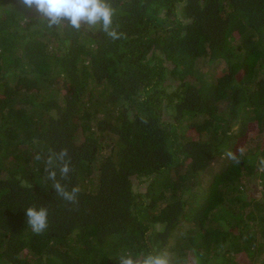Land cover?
I'll use <instances>...</instances> for the list:
<instances>
[{
	"label": "trees",
	"instance_id": "obj_1",
	"mask_svg": "<svg viewBox=\"0 0 264 264\" xmlns=\"http://www.w3.org/2000/svg\"><path fill=\"white\" fill-rule=\"evenodd\" d=\"M108 3L0 0V264H264V0Z\"/></svg>",
	"mask_w": 264,
	"mask_h": 264
},
{
	"label": "clouds",
	"instance_id": "obj_2",
	"mask_svg": "<svg viewBox=\"0 0 264 264\" xmlns=\"http://www.w3.org/2000/svg\"><path fill=\"white\" fill-rule=\"evenodd\" d=\"M22 3L28 8H35L36 12L45 17L48 26H59L61 22L66 21L71 27L79 30L82 25L94 26L102 23L103 30L112 37L118 39V33L111 29L112 16L114 10L110 7L108 0H22ZM66 151L60 153V158L66 155ZM69 167L64 164L60 171L62 175H67ZM50 179H55V173H50ZM57 193L65 200L74 202L77 188H73L71 192L65 191L59 183L54 184ZM27 223L32 230L39 234L48 226V210L44 207L39 209L29 207L25 210ZM120 264H169L166 257L160 255H149L142 261L133 259L131 255L120 258Z\"/></svg>",
	"mask_w": 264,
	"mask_h": 264
},
{
	"label": "rangeland",
	"instance_id": "obj_3",
	"mask_svg": "<svg viewBox=\"0 0 264 264\" xmlns=\"http://www.w3.org/2000/svg\"><path fill=\"white\" fill-rule=\"evenodd\" d=\"M148 184H145L143 187H142V190H144L146 187H147Z\"/></svg>",
	"mask_w": 264,
	"mask_h": 264
}]
</instances>
